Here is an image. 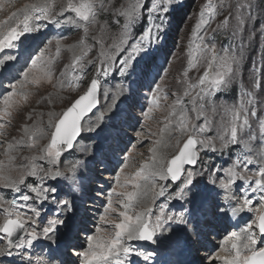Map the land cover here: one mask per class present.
<instances>
[{"label": "snow or ice", "instance_id": "obj_1", "mask_svg": "<svg viewBox=\"0 0 264 264\" xmlns=\"http://www.w3.org/2000/svg\"><path fill=\"white\" fill-rule=\"evenodd\" d=\"M176 6V0H35L11 10L13 0H0V12L6 13L0 19V264H67L58 252L67 214L76 212L74 193L84 192L81 162L71 159L82 118L98 108L101 77L105 83L116 81L122 94L120 80L148 74ZM65 26L79 32L74 44H62L66 37L53 34L31 50L25 47L38 39L36 34L47 36ZM217 36L227 43H217ZM258 38H264V0H205L201 5L183 53L172 54L185 61L174 78L175 89L164 83L169 69H163L165 76L158 71L159 82L153 78L148 86L138 127L132 128L137 145L151 143L148 160L125 172L130 154L121 150L116 186L107 193L100 221L94 232L85 229L86 246H73L78 264H155L156 249L145 251L140 242L179 243L177 234L186 238L189 232L198 239L196 217L206 202L197 198L198 185L205 176L214 214L226 219L231 213L243 222L221 240L227 254L207 255L208 264H264V54L260 68L245 56ZM62 51L71 58L58 78L56 58ZM45 85L58 91L65 85L75 92L84 88L60 113L50 112L46 125L43 113L25 111ZM222 91L234 93L232 103H218ZM48 102H53L51 94ZM165 105L161 126L153 131L148 121ZM98 119L103 123L104 113ZM45 134L49 142L38 148ZM162 144L174 148L170 158L158 154ZM25 148L38 155H22ZM209 152L227 155L230 163L197 168ZM160 181H170L173 190ZM159 197L181 202L183 210L166 211L169 204L157 205ZM245 214L252 215L245 219Z\"/></svg>", "mask_w": 264, "mask_h": 264}, {"label": "rangeland", "instance_id": "obj_2", "mask_svg": "<svg viewBox=\"0 0 264 264\" xmlns=\"http://www.w3.org/2000/svg\"><path fill=\"white\" fill-rule=\"evenodd\" d=\"M31 2H35V0H13V8L11 10L21 8L25 3ZM204 2L205 0H176L177 6L170 14L167 25L168 30L162 38V43L156 54L154 65L146 69L148 73L146 76L138 73L129 79L120 80V85L124 89L122 94L115 88L116 81L110 80L108 83H105L104 78L101 77L98 108L84 118V120H86L85 122L84 120L81 122V125L83 122L87 125L84 130H81V134L75 142V146L79 143L78 146L80 147V150L74 147L71 157V159L78 160L81 163L84 162L88 164L90 162L93 167L97 165L96 169H98H89V171L83 173L82 183L84 185V192L83 194L79 191L74 193L77 197L74 201L76 205V212L75 215L71 212L67 214L69 219L67 220L66 226L62 229L63 237L58 255L67 261V264H74V262L75 264H78L76 256H71L73 253V246H76L77 249L82 245L86 246L85 229L89 232H94L95 229L93 225L100 221V216L104 212L107 193L110 188L116 186L113 177L115 176L116 171H119L120 162L123 159V153L121 150L127 149L130 154V159L128 161L129 167L124 169L125 172H135L139 169L142 163L148 160V149L152 145L150 142H146L142 147L137 145L136 137L132 128L138 127L136 121L140 117L141 108L146 105L144 98L148 94V86L151 84L153 78H157L159 82L157 77L158 71L160 76H165L163 69H169V73L166 75L164 83L172 90L175 89L174 78L178 75V70L181 68V65L185 63V61L183 60V56H181L180 60H177L172 54L183 53L191 36L192 28L196 23L197 12ZM5 16V12H0V19L5 18ZM100 19L104 20L105 17L102 15ZM212 27H215V23L212 24ZM53 34H63L66 37V39L62 41V44H74L79 36V32L76 29L65 26L59 31L53 29L47 36L36 34L38 39L35 41L31 39L26 41L25 47L31 50L32 48H35L37 44H40L41 40H46ZM222 42L227 43L223 36H217V43ZM177 45H180V47L178 48ZM77 51H79V49H77ZM52 54L55 55V42H53ZM262 54H264V38H258L252 48H249L245 52L246 57H250L251 60L255 61L256 68L261 67ZM70 58L71 53L67 51H62L60 56L56 58L58 61L56 63L58 78L59 71L64 68L65 64L70 63ZM168 61H171V63ZM251 69L252 63L249 61L245 71L246 82L248 79L247 71ZM94 71L95 69L93 68L88 72V78L93 75ZM191 75L195 77L197 73L193 71ZM67 79L71 80V77L69 76ZM83 90L84 88L82 87L79 92L71 91L67 88V85H65L63 91H58L57 89H53L50 86L45 85V87L39 89L36 96L32 97L31 104L25 108V111H28L29 108H31L35 109L36 113H43V120L46 125L49 119L48 114L50 112L60 113L62 109L68 106V103L72 99H75L77 95L82 94ZM49 94H51L52 103L48 102ZM58 95L67 97V99L61 102L57 98ZM114 96L118 97L115 101ZM41 97H44V99L40 103H37ZM125 97H127V99H125ZM233 98V92L222 91L219 95L218 103L230 104L232 103ZM170 102L171 99L169 100V103ZM113 103L116 104V107L112 110V112H109V106ZM166 112L167 107L165 105L162 110L155 113L154 120L148 121V124L153 131L158 130L161 126L160 120L164 115H166ZM100 113H104L105 115L103 123H101L98 119ZM120 114L126 115L125 119L121 117ZM109 116H111L110 119L108 118ZM22 119V116L17 117L15 124L19 125ZM33 120L36 121V127L41 126L39 119L36 116L33 117ZM29 123L32 122L30 121ZM10 131H12L13 135H17L14 130L10 129ZM141 139H144V137H141ZM48 142V136L45 134L42 138L37 140L38 148L46 146ZM171 143H174V141ZM97 147L98 151L96 152ZM174 153V148H165L163 144L158 149L159 155H163L168 158H170ZM22 155H38V151H29L25 148L22 151ZM86 156L89 157L87 158ZM0 159H3V157L0 156ZM201 159L204 163L202 165L198 164L196 166L197 168H206L209 164L219 167L225 161L230 163L228 156L224 155L221 157L219 152L216 154L211 152L202 154ZM101 161H103V163H101ZM37 163L43 162L37 161ZM45 166L47 165L45 164ZM60 166L63 168V163ZM105 169L108 170L106 171ZM159 183H167L169 185L167 189L168 192L173 190V186L170 182L160 181ZM207 184V176H205L203 181L198 185L200 192L197 198L204 199L206 201L197 213L196 217L197 228L200 232L198 239L189 232L186 238L182 233L177 234L180 241L179 243L156 245L140 242L143 244L145 251L151 252L153 249H156V252L153 255L155 264H208V260L206 259L207 255L211 254L212 256H215L217 254H227H224L220 248L221 240L231 232L239 231L243 222L238 223V219L236 217H232L231 213H229V216L226 219L218 217L214 214L212 193L208 191V188H211V185H208V188H205L204 185ZM97 189H102L103 191H97ZM150 196L151 194H149V198ZM165 203L169 204V207L166 209L168 212H180L183 210L178 206L181 202L168 201L167 197H159L156 200L157 205ZM256 207H258V205H254L252 214L255 213ZM40 210L42 213L47 212V206ZM252 214H245V219ZM53 246L55 247V244ZM62 246H65L63 247L64 250H60ZM36 254L38 256L40 255L39 249H36ZM46 254L47 249L44 251V255ZM68 258L72 259V262H69ZM216 264H219V262H216Z\"/></svg>", "mask_w": 264, "mask_h": 264}, {"label": "bare ground", "instance_id": "obj_3", "mask_svg": "<svg viewBox=\"0 0 264 264\" xmlns=\"http://www.w3.org/2000/svg\"><path fill=\"white\" fill-rule=\"evenodd\" d=\"M119 115V114H118ZM120 116L121 117H123L124 119H125V117H126V115H124V114H120ZM84 120V119H83ZM82 120V121H83ZM86 120H84V122H85ZM84 122L82 123V125H81V129L82 130H84V128H86V125L84 124ZM90 125V124H89ZM79 145V143H77L76 144V146H75V148H77V149H79L80 150V147L78 146ZM99 146V145H98ZM95 147V146H94ZM98 151V147H97V149H96V152ZM91 153V152H90ZM87 158L89 157V156H86ZM89 162V161H88ZM97 166V165H96ZM96 166H94L93 167V165L92 164H90V162L88 163V164H86V163H84V162H82L81 164H80V168H79V171L80 172H82V173H84V172H86V171H89V169H91V170H94V169H96ZM98 169V168H97ZM96 169V170H97ZM67 233V232H66ZM71 242V241H70ZM69 242V243H70ZM63 247H65V246H62L61 247V249L60 250H64V248ZM63 254H66V253H63ZM225 254V253H224ZM71 256L73 257V256H75V252L73 251V253L71 254ZM69 259V262H72V259H70V258H68ZM207 262V261H206ZM208 263V262H207Z\"/></svg>", "mask_w": 264, "mask_h": 264}, {"label": "water", "instance_id": "obj_4", "mask_svg": "<svg viewBox=\"0 0 264 264\" xmlns=\"http://www.w3.org/2000/svg\"><path fill=\"white\" fill-rule=\"evenodd\" d=\"M95 110V109H94ZM93 110V111H94ZM91 113H89V114H87V115H85L83 118H82V120L84 119V118H86L88 115H90ZM82 122V121H81ZM77 140H78V138H77ZM148 243V242H147Z\"/></svg>", "mask_w": 264, "mask_h": 264}]
</instances>
